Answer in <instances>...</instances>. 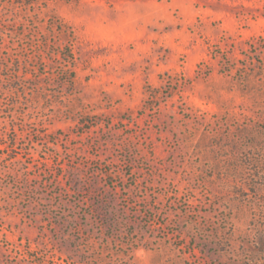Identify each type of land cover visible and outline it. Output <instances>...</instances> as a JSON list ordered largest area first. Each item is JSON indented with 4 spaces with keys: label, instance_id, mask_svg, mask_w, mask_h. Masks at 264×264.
Returning a JSON list of instances; mask_svg holds the SVG:
<instances>
[{
    "label": "rangeland",
    "instance_id": "1",
    "mask_svg": "<svg viewBox=\"0 0 264 264\" xmlns=\"http://www.w3.org/2000/svg\"><path fill=\"white\" fill-rule=\"evenodd\" d=\"M0 264H264V0H0Z\"/></svg>",
    "mask_w": 264,
    "mask_h": 264
}]
</instances>
